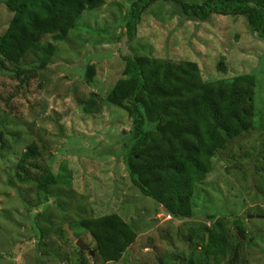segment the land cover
Instances as JSON below:
<instances>
[{"label":"rangeland","instance_id":"374dc122","mask_svg":"<svg viewBox=\"0 0 264 264\" xmlns=\"http://www.w3.org/2000/svg\"><path fill=\"white\" fill-rule=\"evenodd\" d=\"M137 1L105 0L65 36L43 37L41 45L54 48L44 69L32 56L21 65L0 56V264H188L192 250L201 252L204 234L209 243L205 229L225 251L211 255L210 264H264V41L245 17L192 21L173 2L151 5L129 41L126 25ZM12 19L1 3L0 39ZM124 57L194 62L205 81L255 75V126L216 153L195 188L190 220L169 218L126 170L134 129L128 114L107 100L123 76ZM222 59L227 73L219 70ZM31 144L39 154L31 178L46 170L56 175L49 195L17 175ZM109 214L120 216L136 238L119 260L104 262L79 222Z\"/></svg>","mask_w":264,"mask_h":264},{"label":"trees","instance_id":"16d2710c","mask_svg":"<svg viewBox=\"0 0 264 264\" xmlns=\"http://www.w3.org/2000/svg\"><path fill=\"white\" fill-rule=\"evenodd\" d=\"M157 2L177 4L184 17L192 21L205 22L212 15L245 17L252 31L264 41V0H204L201 4L191 0H139L132 4L128 15L129 41L135 40L143 13ZM1 3L13 13V19L0 39V56L12 65H21L32 56L44 69L54 48L42 46L41 39L65 36L75 30L84 12L102 8L105 0H0ZM124 62L123 76L107 100L125 111L132 122L135 136L124 158L131 182L173 220H190L195 188L211 172L216 153L255 126V75L205 81L194 62L174 63L149 57H124ZM219 70L227 73L223 59ZM86 71L91 81L94 68L88 66ZM38 156L37 146H28L17 175L22 182L36 181L40 192L49 195L51 187L58 183L53 171L31 178V163ZM79 225L91 235L97 255L104 262L119 260L136 238L117 214L82 219ZM204 231L210 235L209 243L204 234L201 252L192 250L188 264H210L211 255L217 258L225 253L222 246L219 249L215 244L213 233ZM239 232L240 240L244 230Z\"/></svg>","mask_w":264,"mask_h":264},{"label":"water","instance_id":"95a60500","mask_svg":"<svg viewBox=\"0 0 264 264\" xmlns=\"http://www.w3.org/2000/svg\"><path fill=\"white\" fill-rule=\"evenodd\" d=\"M65 230L68 232L69 234V238L76 242L77 246L82 250V251H85L88 249V247L84 244L83 241L81 240H78L77 237L75 236V234L73 233L72 230H70L68 227L65 228ZM240 240H242V238H240Z\"/></svg>","mask_w":264,"mask_h":264},{"label":"built area","instance_id":"2783aa9c","mask_svg":"<svg viewBox=\"0 0 264 264\" xmlns=\"http://www.w3.org/2000/svg\"><path fill=\"white\" fill-rule=\"evenodd\" d=\"M170 218V217H169Z\"/></svg>","mask_w":264,"mask_h":264}]
</instances>
